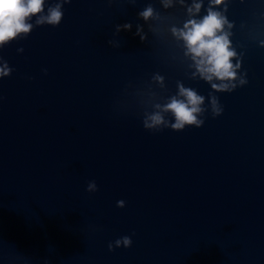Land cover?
I'll use <instances>...</instances> for the list:
<instances>
[{"label":"water","instance_id":"obj_1","mask_svg":"<svg viewBox=\"0 0 264 264\" xmlns=\"http://www.w3.org/2000/svg\"><path fill=\"white\" fill-rule=\"evenodd\" d=\"M209 12L231 77L183 38ZM24 22L0 42V264H264V0H43ZM181 89L202 101L177 129Z\"/></svg>","mask_w":264,"mask_h":264},{"label":"clouds","instance_id":"obj_2","mask_svg":"<svg viewBox=\"0 0 264 264\" xmlns=\"http://www.w3.org/2000/svg\"><path fill=\"white\" fill-rule=\"evenodd\" d=\"M220 0H216L219 3ZM43 0H0V42H4L14 37L19 32L29 31L30 25L24 21L32 14H36L42 10ZM60 12L52 10L48 17L49 23H57L60 19ZM145 18L151 15V9L143 13ZM222 20L218 15L209 12L202 23L192 22L191 28L187 33H182L183 38L187 41L190 51L195 57H201L198 61L199 65H207L201 67L202 73H211L223 79L231 77L230 72L232 65L229 62L233 55L228 49V41L226 37L216 36L215 33L222 26ZM211 75H207L206 79L211 80ZM213 87H216L213 85ZM182 94L187 97L188 104L173 100L167 109L174 112L177 123L175 128H182L184 123L193 124L196 122L194 112L198 111L195 105H198L202 98L196 96L192 91L181 89ZM188 105H192L189 107ZM154 123H160L161 118L157 115L153 118ZM128 241L125 240V243Z\"/></svg>","mask_w":264,"mask_h":264}]
</instances>
